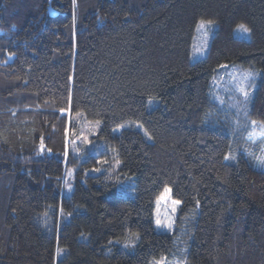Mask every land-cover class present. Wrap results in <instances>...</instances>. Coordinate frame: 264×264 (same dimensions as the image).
<instances>
[{
    "label": "trees",
    "instance_id": "1",
    "mask_svg": "<svg viewBox=\"0 0 264 264\" xmlns=\"http://www.w3.org/2000/svg\"><path fill=\"white\" fill-rule=\"evenodd\" d=\"M234 64L264 124V0H0V264H159L183 241L185 264H264L259 143L213 93ZM80 117L101 126L78 150Z\"/></svg>",
    "mask_w": 264,
    "mask_h": 264
},
{
    "label": "rangeland",
    "instance_id": "2",
    "mask_svg": "<svg viewBox=\"0 0 264 264\" xmlns=\"http://www.w3.org/2000/svg\"><path fill=\"white\" fill-rule=\"evenodd\" d=\"M242 25L247 28L245 24ZM215 26L216 25L213 22L210 25L206 24L205 28H198L197 26V34L193 42L194 44L191 53L192 61H197L207 54ZM235 34L240 37H250L249 29L247 32H243L237 27L235 29ZM249 71L253 72L252 70L242 67L238 64L223 65L217 71V74L215 75V78L213 80V93L218 103L222 104L226 102L229 106L234 108L233 111L235 112L233 113L238 114V116L236 117L240 118V122L243 121V127L245 126V128H247V130L251 132L249 137L251 139V142L252 140H254L253 143H259L254 144V147H251L248 151L249 153H251V156L255 157L257 160V157L264 156V151H262V149H264V124L259 122L257 123L258 125H256V123L255 125H253L251 121L247 120L248 118L240 115L244 113H242L238 108H236V105H242L241 108L243 109V104L247 101V99H245L239 89L243 87L244 90L248 92V95H250V88L256 86L254 79V76H256V74L252 77H249L248 79L244 78L245 74ZM77 124L79 126V131L77 134H74V140L71 141V145L74 148L76 146H81V148L79 147L80 149H78L81 150L82 140H84L83 138L88 137V140H90L92 136L95 137V135H97L100 129L101 122L86 121L85 119L80 117L79 119H77ZM256 127L258 128V130L256 129ZM117 131H119V129H117ZM85 145H87V143H85ZM257 162L259 163V166L264 165L258 160ZM68 176H71V172L69 171L66 173V178L64 179L65 185H68ZM174 201L177 200L172 198L169 187L166 188L164 192L158 197L156 201L155 221L160 220L161 222L160 225H157V228L159 230L169 232L173 231L176 225L177 210L180 205V203L174 205ZM173 208H175V211H173ZM185 243L186 242L183 241V245L180 246L176 251V253L179 254L176 255L177 259H165V263H162L161 261L159 264H185L184 259L180 257L183 252H186Z\"/></svg>",
    "mask_w": 264,
    "mask_h": 264
},
{
    "label": "snow or ice",
    "instance_id": "3",
    "mask_svg": "<svg viewBox=\"0 0 264 264\" xmlns=\"http://www.w3.org/2000/svg\"><path fill=\"white\" fill-rule=\"evenodd\" d=\"M211 23H212V21H207V22H206V21L201 20L200 23H199V25H198V28H205L206 24L210 25ZM238 28H239L241 31H243V32H247V31H248V29H247L244 25H239ZM254 75H255V73L249 71V72H247V73L245 74L244 78H245V79H248L249 77H252V76H254ZM239 91L243 94V96L245 97V99H247V97H248V92L245 91L243 87H241V88L239 89ZM97 123H99V122H97ZM252 123H253V125H255V122H252ZM262 151H264V149H262ZM230 158H231V159H234L235 157L225 156V159H230ZM257 160L260 161L262 164H264V156H259V157H257ZM97 170H98V169H97ZM166 191H167V190H166ZM173 203H174V205H175V204H179L180 201H174ZM173 211H175V208H173ZM156 223H157V225H160L161 222H160V220H157ZM126 246H127V245H126Z\"/></svg>",
    "mask_w": 264,
    "mask_h": 264
}]
</instances>
